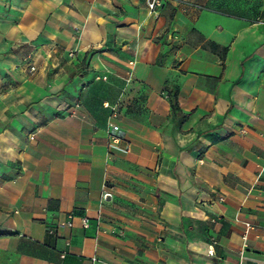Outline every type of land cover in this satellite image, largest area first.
Returning <instances> with one entry per match:
<instances>
[{
  "label": "crops",
  "instance_id": "1",
  "mask_svg": "<svg viewBox=\"0 0 264 264\" xmlns=\"http://www.w3.org/2000/svg\"><path fill=\"white\" fill-rule=\"evenodd\" d=\"M243 222L264 264V0H0V264H238Z\"/></svg>",
  "mask_w": 264,
  "mask_h": 264
},
{
  "label": "built area",
  "instance_id": "2",
  "mask_svg": "<svg viewBox=\"0 0 264 264\" xmlns=\"http://www.w3.org/2000/svg\"><path fill=\"white\" fill-rule=\"evenodd\" d=\"M147 10L149 11V13H155L156 10L165 2L169 1V0H144ZM34 67L31 66L30 67V71H34ZM107 77L106 76H102V77H95V80H106ZM122 81L124 82V90L126 91V89L134 82V62H129L127 70L125 72V75L121 78ZM117 116V108L113 107L111 109V114L109 117V121H108V128H107V136L111 142L112 145H118L119 142L123 139L124 134L122 132V130L120 129V127L113 123L111 120L116 118ZM128 148L125 149V151H127ZM218 201H223V197L219 196L217 197ZM69 219H71V217H69ZM68 227L72 226V222L69 221L66 224ZM82 225L83 227H87L88 225V220L87 219H83L82 220ZM243 234L241 237L242 240V247L240 250V255H239V261L238 264H244L243 263V254L248 246V236L250 234V232H252L253 230H255V228L257 227L255 224L250 223V222H243ZM66 246H69V242L66 241L65 242ZM66 252L62 251L60 254V257L63 258L65 256ZM208 255L213 254V251L210 249L207 251ZM93 261H96L95 259H93Z\"/></svg>",
  "mask_w": 264,
  "mask_h": 264
},
{
  "label": "trees",
  "instance_id": "3",
  "mask_svg": "<svg viewBox=\"0 0 264 264\" xmlns=\"http://www.w3.org/2000/svg\"><path fill=\"white\" fill-rule=\"evenodd\" d=\"M164 89H165L167 96H168L170 108L173 111V114L175 115V117L179 116L182 119L186 118L188 116V114H182L181 110L178 107V102H177L178 90H177V88L174 86L165 85Z\"/></svg>",
  "mask_w": 264,
  "mask_h": 264
},
{
  "label": "water",
  "instance_id": "4",
  "mask_svg": "<svg viewBox=\"0 0 264 264\" xmlns=\"http://www.w3.org/2000/svg\"><path fill=\"white\" fill-rule=\"evenodd\" d=\"M106 199L108 200L109 199V196H106Z\"/></svg>",
  "mask_w": 264,
  "mask_h": 264
}]
</instances>
